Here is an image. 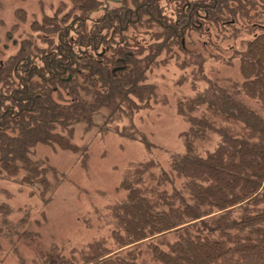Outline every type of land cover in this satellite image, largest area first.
Segmentation results:
<instances>
[{
    "label": "trees",
    "instance_id": "obj_1",
    "mask_svg": "<svg viewBox=\"0 0 264 264\" xmlns=\"http://www.w3.org/2000/svg\"><path fill=\"white\" fill-rule=\"evenodd\" d=\"M99 3L86 0L82 8L97 10ZM200 4L192 2L187 14L179 12L177 24L185 16L194 20L203 8L208 11L207 20L220 23L228 11L237 22L238 11H248L256 3L209 0L204 6ZM152 12L154 18L158 15L168 20L164 11ZM126 13L125 8L106 11L90 31L86 29V13L81 15L77 23L83 28L75 39L67 38L75 27L56 26L53 32H59L57 48L62 56L47 55L37 73L35 61L25 54L23 41L10 65L0 66V81L10 85L9 92L0 93V174L12 176L24 169L22 181L41 184L43 194L50 187L48 173L54 169L35 159V150L39 144L70 150L82 155L85 164L88 144L81 147L74 140L78 124L85 130L101 126L104 134L116 124V133L140 140L150 149L151 142L132 117L136 109L150 106L156 94V85L146 72L161 53L152 51L139 57L127 42L116 46L117 34L122 37L128 28L130 15ZM162 24L169 29L164 40L183 37L177 26L172 30L167 23ZM261 28L246 49L236 51L232 47L240 58L242 81L221 84L209 79L201 91L179 101L178 112L190 123L183 133L185 151L172 155L168 169L159 167L156 172V161L147 160L133 164L125 174L120 187L127 194L110 206L113 238L121 250L114 253L104 242H95L80 259L56 264H137L142 250L132 246L170 232H180L181 237L168 249L149 242L152 263L264 264V25ZM106 41L112 45L98 52L99 44ZM151 47L166 45L160 41ZM24 65L28 73L40 77L41 83L19 84L12 94L11 81ZM245 98L257 100L260 109ZM123 116L129 117L130 123L120 127ZM211 134L217 137L216 146L203 154L196 141ZM4 219L3 223L7 221ZM8 232L7 237L24 235L13 228Z\"/></svg>",
    "mask_w": 264,
    "mask_h": 264
},
{
    "label": "rangeland",
    "instance_id": "obj_2",
    "mask_svg": "<svg viewBox=\"0 0 264 264\" xmlns=\"http://www.w3.org/2000/svg\"><path fill=\"white\" fill-rule=\"evenodd\" d=\"M98 1L97 10L85 11L82 7L86 0H0V66L8 67L25 42V54L31 56V62L35 61L37 73L44 67L42 59L47 55L62 56L57 48L59 32H53L58 26L59 29L75 27L67 36L75 39L76 32L83 28L77 23L81 15L86 13V29L90 31L106 11L125 8L130 15L128 28L122 31V37L117 34L115 42L119 43L116 46L127 42L131 49L140 53L139 57L151 55L152 51L161 53L148 63L151 66L146 72L156 85V94L150 106L136 109L132 117L134 125L151 142L150 149L140 140L116 133L113 128L116 124L105 134L100 131L101 126L85 130L83 124H78L74 140L81 147L88 144L85 164L79 153L43 144L37 146L35 159L44 160L54 169L48 173L50 187L43 194L41 184L22 181L24 169L12 176L1 173L0 205L4 207L0 208V264H56L60 260H76L95 242H104L106 247L115 250L114 253L119 252L121 249L112 233L115 227L110 206L127 194L120 187L125 174L133 164L147 160L156 161L158 165L153 168L156 172L160 171L159 167L168 169L172 155L185 151L183 133L190 123L178 112L179 101L201 91L209 79L221 84H228L227 80L242 81L240 58L233 51L246 49L247 42L261 32L264 25V0H253L256 4L248 11H238L237 22L228 11L223 13L220 23L207 20L208 11L203 8L197 11L198 22L188 28H184L190 25L186 16L177 24L179 12L187 14L192 2L204 6L209 0ZM152 11H164L168 20L158 15L154 18ZM214 12L217 11L210 13ZM182 22L185 24L181 25ZM162 23H167L172 30L176 26L182 28L183 37L164 40L169 29ZM160 41L165 48L151 47ZM109 44L112 45L108 41L101 42L97 51L101 52ZM231 56L236 58L229 62ZM26 66L11 81L12 94L19 84L41 83L40 77L28 73ZM9 86L0 81V93L9 92ZM39 90L37 88L36 92ZM245 99L249 105L260 109L257 100ZM10 103L6 101V105ZM123 117L120 127L130 123L129 117ZM11 130L8 131L12 133ZM216 143L217 137L213 134L196 141L197 149L203 154ZM4 218L7 221L3 223ZM10 228L24 235L7 237ZM180 237V232H170L132 246L142 250L137 264H154L149 242L168 249L169 244Z\"/></svg>",
    "mask_w": 264,
    "mask_h": 264
},
{
    "label": "flooded vegetation",
    "instance_id": "obj_3",
    "mask_svg": "<svg viewBox=\"0 0 264 264\" xmlns=\"http://www.w3.org/2000/svg\"><path fill=\"white\" fill-rule=\"evenodd\" d=\"M198 20H199V16L198 17H196V20H193L190 16L188 17V22H187V24H190V25H194V23L195 22H198ZM200 25H201V23H200ZM180 30H182V28L180 29ZM119 60H121V62H123V64H125L126 62L125 61H123L124 59H119ZM122 64V65H123ZM121 68H122V66H121ZM117 70V69H116Z\"/></svg>",
    "mask_w": 264,
    "mask_h": 264
}]
</instances>
